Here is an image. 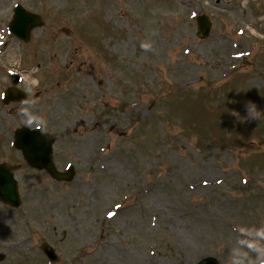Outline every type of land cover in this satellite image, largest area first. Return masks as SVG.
Returning a JSON list of instances; mask_svg holds the SVG:
<instances>
[{
  "label": "rangeland",
  "instance_id": "374dc122",
  "mask_svg": "<svg viewBox=\"0 0 264 264\" xmlns=\"http://www.w3.org/2000/svg\"><path fill=\"white\" fill-rule=\"evenodd\" d=\"M15 3L43 19L28 42ZM22 126L70 179L27 164ZM1 161L0 264H264V0H0Z\"/></svg>",
  "mask_w": 264,
  "mask_h": 264
},
{
  "label": "water",
  "instance_id": "95a60500",
  "mask_svg": "<svg viewBox=\"0 0 264 264\" xmlns=\"http://www.w3.org/2000/svg\"><path fill=\"white\" fill-rule=\"evenodd\" d=\"M42 24V18L36 13L25 10L20 4L14 7V15L8 25V29L14 35L28 41L30 30ZM197 35L206 37L208 35L210 21L205 15L197 17ZM68 32L67 30H65ZM12 84L16 85L20 81V76L16 73L10 74ZM3 99L4 103L10 101H20L26 97V93L16 86L9 87ZM53 140L49 134L42 133L38 128H28L22 126L15 130L14 144L21 151L24 159L31 166L45 169L50 175L58 180H68L71 178V170H58L52 160ZM19 165H9L0 162V200L12 207H18L21 198L18 192V182L14 177ZM40 249L46 254L49 261H56L58 256L54 248L48 242H42ZM196 264H221L214 256H205Z\"/></svg>",
  "mask_w": 264,
  "mask_h": 264
},
{
  "label": "clouds",
  "instance_id": "9594fccd",
  "mask_svg": "<svg viewBox=\"0 0 264 264\" xmlns=\"http://www.w3.org/2000/svg\"><path fill=\"white\" fill-rule=\"evenodd\" d=\"M247 110L250 118L257 119V109L255 105H247Z\"/></svg>",
  "mask_w": 264,
  "mask_h": 264
},
{
  "label": "flooded vegetation",
  "instance_id": "af4514ba",
  "mask_svg": "<svg viewBox=\"0 0 264 264\" xmlns=\"http://www.w3.org/2000/svg\"><path fill=\"white\" fill-rule=\"evenodd\" d=\"M217 1H218V0H217ZM15 4H16V3H15ZM12 7H13V6H12ZM12 10H13V8H12ZM12 10H11V11H12ZM12 14H13V11H12V13H11V17H12ZM209 32H210V31H209Z\"/></svg>",
  "mask_w": 264,
  "mask_h": 264
}]
</instances>
